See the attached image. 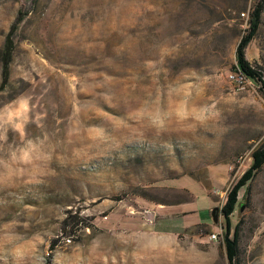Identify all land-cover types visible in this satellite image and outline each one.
Listing matches in <instances>:
<instances>
[{
    "label": "rangeland",
    "instance_id": "374dc122",
    "mask_svg": "<svg viewBox=\"0 0 264 264\" xmlns=\"http://www.w3.org/2000/svg\"><path fill=\"white\" fill-rule=\"evenodd\" d=\"M260 1L0 0V264H230L221 210L264 142L236 70ZM246 58L264 82V7ZM231 223L264 264V167Z\"/></svg>",
    "mask_w": 264,
    "mask_h": 264
},
{
    "label": "trees",
    "instance_id": "16d2710c",
    "mask_svg": "<svg viewBox=\"0 0 264 264\" xmlns=\"http://www.w3.org/2000/svg\"><path fill=\"white\" fill-rule=\"evenodd\" d=\"M264 7V0H261L256 9L253 11L251 16V22L249 24L248 34L244 36L239 43L236 51V57L238 65L236 67L237 72L248 80L259 82L262 85V93L264 97V82L261 74L253 68L251 63L246 58V49L250 42L256 35L260 23L261 15ZM8 44L13 45L11 37L8 38ZM12 49H10L11 52ZM10 56L4 57L3 61V75L4 82L9 79L10 70ZM253 163L252 166L242 175V177L234 184L232 189L228 192L227 202L222 208V212L226 219V234H225V245L227 249V257L230 264H239L238 256V228L236 227L235 233L231 237L232 223L231 216L236 211L239 204V195L243 188L247 187L248 183L260 172L264 167V142L261 143L252 154Z\"/></svg>",
    "mask_w": 264,
    "mask_h": 264
},
{
    "label": "water",
    "instance_id": "95a60500",
    "mask_svg": "<svg viewBox=\"0 0 264 264\" xmlns=\"http://www.w3.org/2000/svg\"><path fill=\"white\" fill-rule=\"evenodd\" d=\"M219 211V209L218 208H214L213 210H212V217H213V221H214V223H216V224H218V215H216V213Z\"/></svg>",
    "mask_w": 264,
    "mask_h": 264
},
{
    "label": "built area",
    "instance_id": "2783aa9c",
    "mask_svg": "<svg viewBox=\"0 0 264 264\" xmlns=\"http://www.w3.org/2000/svg\"><path fill=\"white\" fill-rule=\"evenodd\" d=\"M211 237L214 238V239H216L217 238V235L216 234H213Z\"/></svg>",
    "mask_w": 264,
    "mask_h": 264
}]
</instances>
